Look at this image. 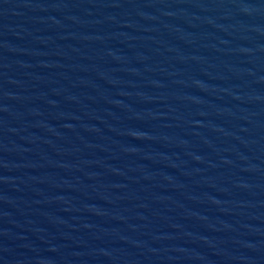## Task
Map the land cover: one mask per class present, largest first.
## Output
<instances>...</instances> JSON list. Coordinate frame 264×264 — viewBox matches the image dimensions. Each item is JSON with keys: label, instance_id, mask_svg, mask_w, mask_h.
<instances>
[{"label": "water", "instance_id": "water-1", "mask_svg": "<svg viewBox=\"0 0 264 264\" xmlns=\"http://www.w3.org/2000/svg\"><path fill=\"white\" fill-rule=\"evenodd\" d=\"M0 264H264V0H0Z\"/></svg>", "mask_w": 264, "mask_h": 264}]
</instances>
